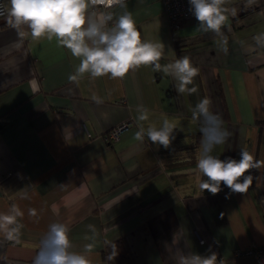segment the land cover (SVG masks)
<instances>
[{"label":"crops","instance_id":"0c3cea01","mask_svg":"<svg viewBox=\"0 0 264 264\" xmlns=\"http://www.w3.org/2000/svg\"><path fill=\"white\" fill-rule=\"evenodd\" d=\"M8 6V0H3ZM116 15L132 14L141 38L164 45L162 65L188 56L199 69L197 92L179 93L178 81L150 66L122 79L70 81L79 59L53 38L33 40L0 23V213L16 204L24 213L19 242L0 234V264H33L54 223L69 227L70 251L84 252L93 236V264H108L114 241L118 255L109 264H179L180 253L217 254L220 264H258L251 254L264 251V166L250 170L246 193L221 185L218 194L201 191L196 168L205 137L217 134L209 118L194 117L203 98L230 133L212 155L239 159L247 148L264 161V0H229L235 8L228 27L227 51L221 37L198 32V21L171 27L163 0H125ZM4 24V25H3ZM101 97L97 104L92 95ZM148 120L138 119V106ZM175 125L165 149L134 139L140 127ZM260 123V124H259ZM126 124L116 140L103 135ZM29 209L36 215L30 216ZM202 240V241H201ZM245 252V251H244Z\"/></svg>","mask_w":264,"mask_h":264},{"label":"clouds","instance_id":"9594fccd","mask_svg":"<svg viewBox=\"0 0 264 264\" xmlns=\"http://www.w3.org/2000/svg\"><path fill=\"white\" fill-rule=\"evenodd\" d=\"M189 11L198 21L196 31L213 32L221 37L224 50L227 51V38L222 28L228 27L229 15L235 16L236 9L225 7L229 0H188ZM253 3V0H248ZM114 7L126 8L125 0H8V6H0V16L5 17V23L15 29L20 36L27 34L33 40L55 38L58 44L68 49L71 55L79 59L74 74H70V81H78L88 74L91 78L110 76L111 79H122L130 70L141 66H150L153 72H163L178 81L175 86L179 93L197 92L193 84L199 69L195 67L190 57L181 56L172 63L162 65L164 45L141 38L132 14L123 11L116 15L111 9ZM114 21V22H113ZM256 43L264 47V33L255 37ZM92 100L103 103L101 97L92 95ZM209 98L201 99L193 109L194 117H202L205 124L209 118L217 127V134L211 138L205 137L202 152L197 161L196 168L203 177L199 188L203 192L218 194L223 184L232 193H246L253 184L254 177L250 170L260 169L264 161L256 160L247 148H241L239 159L212 155L216 144L225 143L230 133L220 128L222 121L218 115L210 112ZM140 121L148 120V109L138 106ZM175 125L164 119L157 128L149 126L140 127L134 134V139L141 143L145 136L148 141L167 149L174 135ZM29 215L35 216L36 210L29 209ZM23 211L13 204L8 213H0V234L8 241L19 242L23 225L19 218ZM93 236L91 242L84 246V252L70 251L72 243L69 237V227L65 224L54 223L50 226L46 238L37 252L33 264H93L91 253L95 247V228L89 225ZM110 253L106 260L113 261L118 255V248L114 241H106ZM179 264H219L217 254L209 251L208 255L197 253L178 256Z\"/></svg>","mask_w":264,"mask_h":264},{"label":"built area","instance_id":"2783aa9c","mask_svg":"<svg viewBox=\"0 0 264 264\" xmlns=\"http://www.w3.org/2000/svg\"><path fill=\"white\" fill-rule=\"evenodd\" d=\"M0 6H3L6 8L3 0H0ZM163 7H164V14L168 18V21L171 27L173 28L179 27L182 21L192 16V13L189 11L190 5H189L188 0H163ZM1 18H3V16H0V19ZM116 129L111 131V133L118 136V134L120 133L119 131L121 127L119 131ZM117 136L115 138H117ZM244 251L242 252L251 254L255 258L258 264H264V251H262L261 249H258L257 247H253V248L246 249Z\"/></svg>","mask_w":264,"mask_h":264},{"label":"rangeland","instance_id":"374dc122","mask_svg":"<svg viewBox=\"0 0 264 264\" xmlns=\"http://www.w3.org/2000/svg\"><path fill=\"white\" fill-rule=\"evenodd\" d=\"M163 12H164V9H163ZM191 18V17H190ZM189 19V18H188ZM181 25V24H180ZM179 25V26H180ZM118 127V128H117ZM117 127H114V128H112V129H109L105 134L106 135H104L103 136V138L105 139V141H108V143L109 142H111V141H113V140H116L117 138H115L117 135H115V134H113V133H111V131H113L114 129H116V130H118L119 131V129H120V127H121V129H120V131L119 132H121L123 129H125L126 127H127V125L126 124H123V125H121L120 127L119 126H117ZM118 137V136H117ZM240 252H242V251H239V250H237L236 252H234L233 253V256H239L240 255Z\"/></svg>","mask_w":264,"mask_h":264},{"label":"trees","instance_id":"16d2710c","mask_svg":"<svg viewBox=\"0 0 264 264\" xmlns=\"http://www.w3.org/2000/svg\"><path fill=\"white\" fill-rule=\"evenodd\" d=\"M187 20V19H186ZM186 20H184V21H186ZM184 21H182V23L184 22ZM4 25V24H3ZM3 123H4V120H3V118H0V127L3 125ZM260 124V123H259ZM104 135H106V134H104ZM103 135V136H104ZM119 135V134H118ZM108 142V141H107Z\"/></svg>","mask_w":264,"mask_h":264},{"label":"water","instance_id":"95a60500","mask_svg":"<svg viewBox=\"0 0 264 264\" xmlns=\"http://www.w3.org/2000/svg\"><path fill=\"white\" fill-rule=\"evenodd\" d=\"M3 22H5V17L0 19V23H3Z\"/></svg>","mask_w":264,"mask_h":264}]
</instances>
